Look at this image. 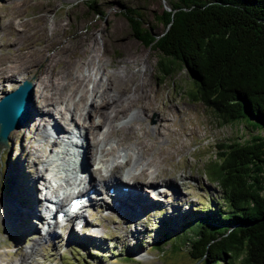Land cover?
Returning a JSON list of instances; mask_svg holds the SVG:
<instances>
[{
    "label": "rangeland",
    "instance_id": "rangeland-1",
    "mask_svg": "<svg viewBox=\"0 0 264 264\" xmlns=\"http://www.w3.org/2000/svg\"><path fill=\"white\" fill-rule=\"evenodd\" d=\"M94 1L95 7L91 8L86 0H0L1 59H8L10 52L15 53L17 44L30 45L31 49L37 51L46 48L48 55H68V51H60L65 43L72 46L78 36L84 35L90 36L92 42L88 57L79 63L69 66L53 63L59 75L54 76L52 84L47 87L38 83L31 72L15 74L12 77L14 81L9 85L0 82V102L8 92L17 91L25 82H30L32 86L26 104V122L10 133L8 145L0 144V264H21L24 260L23 264H193L188 246L184 247V233L164 237L166 232L175 233L170 226L178 225L175 222L168 225L167 220L186 210L193 209L187 220H192L194 213L202 215L203 209L215 211L221 207L224 210L221 192L217 184L211 181L208 172L210 165L218 162L216 153L220 150L217 146L235 142L244 144L252 136L264 135V130L258 132L246 128L245 123L240 121L235 124L222 123L211 108L191 99L190 92L195 87L181 68L163 83L158 71L160 53L140 42L135 36L134 23L125 14L129 11L135 13L139 18L138 30L142 34L148 29L157 35L165 29L158 18L171 10L174 0ZM113 24H120L123 30L121 34L110 32ZM15 38H18L17 44L12 46ZM116 39L131 44L130 53L135 57L133 62H124L126 55L114 45ZM94 41L98 51L93 47ZM73 51L71 48L70 54ZM93 56L94 62L90 63ZM108 79H113V92L118 88L129 90L124 97H130L135 92L149 94L148 99L136 98L137 103L146 106L137 104L129 111V114L140 113L141 121L128 123V118L119 114L115 133L106 137L107 128H102L101 132L103 139L107 138V149H130L123 152L130 156V162L124 165L123 171L128 172L133 168L130 171L147 183L144 185L153 182L157 189L144 191L146 201L142 200V208L139 206L142 209L139 216L124 217L111 205L112 198H108L107 202L99 203L101 208L97 204L98 208L90 209L86 218L88 226L83 231L77 232V229L66 226L60 230L57 239L54 236L50 239V236L36 249L34 242L43 237V231L36 224L37 219L31 221L33 228L29 224V215L36 211V203L32 204L35 188L31 190L33 186L29 184H33L37 175L32 158L34 156L36 160V155L29 146L33 144L39 147L44 142L42 136L36 135L38 128L40 131L47 130L50 135L54 125L59 126L62 135L76 133V139L83 142L85 138L81 136L85 135L84 129L90 124L98 126L101 123L97 109L92 108L91 115L87 114L88 108L94 104L91 102L94 100L92 90L97 83L101 86L108 84ZM40 88L41 96L51 109L50 114L40 112L41 104L36 102L35 96ZM100 93H103V88ZM32 100L38 111L34 117L29 110ZM102 103L100 100L99 104ZM150 105L155 107L151 108ZM105 114L109 121L114 116L111 110H105ZM163 116L168 120L161 121L162 128L156 129ZM131 126L136 129L133 130ZM145 129L148 136L144 133ZM97 131L98 128L93 131L95 140ZM139 136L145 139L144 150L137 145ZM49 139H52L51 135L50 138L47 136ZM131 147L138 151V156ZM118 151L115 152V162L123 160L118 158L122 155ZM41 155L45 158L42 152ZM136 156V163L139 164L134 165ZM142 168V173L138 174ZM16 188L21 204L15 207L18 211L12 204ZM107 191L106 188L103 192L107 194ZM35 199L38 201V197ZM5 205L7 210L4 209ZM25 208H30V213L21 215V209ZM184 217L179 215L176 220ZM59 229L57 227L56 231Z\"/></svg>",
    "mask_w": 264,
    "mask_h": 264
},
{
    "label": "trees",
    "instance_id": "trees-1",
    "mask_svg": "<svg viewBox=\"0 0 264 264\" xmlns=\"http://www.w3.org/2000/svg\"><path fill=\"white\" fill-rule=\"evenodd\" d=\"M125 16L140 42L160 53L163 83L181 68L195 87L191 99L222 123L264 130V0H174L158 18L165 29L157 35L139 32L135 13ZM217 148L208 172L224 210L203 209L192 220L193 209L186 210L183 219L167 220L178 225L164 237L184 233L193 264H264V135Z\"/></svg>",
    "mask_w": 264,
    "mask_h": 264
},
{
    "label": "bare ground",
    "instance_id": "bare-ground-1",
    "mask_svg": "<svg viewBox=\"0 0 264 264\" xmlns=\"http://www.w3.org/2000/svg\"><path fill=\"white\" fill-rule=\"evenodd\" d=\"M51 4L53 5V3H51ZM14 28H16V27H14ZM122 31L123 30H122V27L120 26V24H113L112 27H110V32H112V34L113 33L119 34ZM45 33H47V32H45ZM89 38H90V36H86V35L78 36V40L72 46H70L69 44L66 45V43H65V45H62L60 47L61 53L68 51L69 52V54L67 53L68 55H63V54H58V53H54V54L51 53V55H48V54H46L48 52V49L45 48L44 50L42 49V50L37 51L35 49H31L30 45H19V44H17L18 38L17 39L15 38V40H13L11 44H12V46H15L17 44L16 46H17L18 50H16L15 53L10 52L8 59L7 58L6 59L0 58V82H2L4 85H6V84L9 85V84H12V82L14 81L12 77H14L15 74H18V73H20V74L26 73L27 74V73L31 72V74L36 76V78L38 79V83L47 87L49 84H52L54 76L59 75V72L56 71L55 68H53V66H52L53 63L64 64L65 66H69L72 64L79 63V61L84 60L88 57V52H90L88 48H91V43H92L89 40ZM95 42L96 41H94V43H93V47L95 48L96 51H98L97 47H95L96 46ZM114 45L116 47H118V49L124 51V53L126 55L124 62L131 63L134 61L135 57L132 53H130L131 44L129 42H123V41H121V39H118V40L116 39ZM71 48L74 50L72 54H70ZM76 49L78 51H76ZM95 56H93L92 59L89 61L90 63L94 62ZM127 63H126V65H128ZM29 69H31V70H29ZM112 81H113V79H108V84H105L102 86L97 83V85L94 86V88L92 90V97L94 98V100L91 99L92 100L91 102H92V104L94 102V104L93 105L91 104L92 105L91 107L89 106L90 108H88L87 114L90 116L91 112H93L92 108L97 109V115L98 114L100 115V116L98 115V117L100 118L101 123L98 126H96L95 124H92V125L90 124L91 125V126L89 125L90 127L87 126L88 128L84 129L85 135L81 136V134H79L81 137L86 139V140L84 139L83 142L81 141V143H80V145H81L80 150L83 151L82 152L83 153V160H82L83 162L81 163L82 164V171L78 170L77 172L68 173V170H64V172L66 174L63 175V177H61V178L64 179V183H65L66 187L69 186L71 183L78 185V186L74 187V188H78V189H80L81 185H83V186L86 185V188L83 190H84L85 195H87L89 198H88V200L87 199H85V200H86V202L88 201L87 204H90V202H91V205H92L91 207H93V205H97V203H99L100 200L102 201L103 198L104 199L112 198V204L111 205H113V207L116 211L117 210L121 211V214H123L124 217L126 216L127 218L128 217L134 218L136 216H139L142 212V209H139V208L140 207L142 208V200H145L143 195H147L144 191H146V190L153 191L154 189L156 190L157 188L154 186V184H156V183L149 181L150 182L149 185H144L147 183L139 180L140 177H137L135 172L134 173L131 172L133 170V168L130 169L131 171L129 170L128 172H124L123 167L126 163L128 164V162H130V156L128 154H124L123 152H125L126 150H130V149H128V148H126V150L123 148L116 149L117 151L119 150L118 152L122 153V155H120L118 158L119 159L122 158L123 160L122 161L117 160L115 162L114 159H116L115 158L116 157V155H115L116 150L114 151L115 148L113 150L107 149L105 140H107L106 137H109L108 135H110V134L113 135V133H115V129L117 126L116 121H117V119H120V117L118 118L119 114H121L122 116L125 115V117L128 118V120H127L128 123L132 122V120H140L141 121L142 116L140 113L134 112L133 114H129V111H130V109H132L137 104L139 106L142 105L140 103H137L136 98L148 99L149 94H145L143 92L142 93L140 92L137 94L135 92L133 95H130V97L126 96L127 97L126 98L124 96L129 92V90L127 88H122V90H120V88H118V90L114 89L115 91L113 92L114 83ZM102 88H103V93H100ZM121 91H122L121 94H119V95L116 94L117 92H121ZM41 94L43 95L42 89L40 88L38 94H36V96H35L37 98L36 102H39V104H41V107L39 106L41 109L40 112H45L47 114H50L51 109L48 108V104L46 102L47 100L43 96H41ZM28 100H29V98H28ZM51 100H53V99H51ZM100 100L103 101V103L101 105L99 104ZM26 104H27V101H26ZM34 104H35V101H34ZM31 105H32V108H31ZM34 106H33V100H32V103L29 106V110H30V113H32V116L35 114L36 115L38 114V111L35 110ZM142 106H146V105H142ZM149 107L152 108V107H155V105H150ZM23 108H24V112L23 113L19 112V115L17 118V119H19L22 117L21 125H23L27 120L26 119V105H24ZM105 110H111L112 113H114V116L110 121L108 120V116L105 114ZM17 119L10 118V120L13 121L14 124L18 121ZM103 119L108 124H106L103 121ZM84 120H85V118H84ZM167 120H168V117H166V116L165 117L163 116L162 120L160 117V122H158L156 129H159L160 126L163 124L161 121H167ZM140 121H138V122H140ZM55 124H57V122ZM21 125H19L18 128ZM111 127H112V130L110 131ZM96 128H98V131L96 133V135L98 134L97 135L98 137L96 138L97 140H95L94 134H93V131ZM102 128H107L105 139H103L104 136H102V132H101ZM131 128H132V126H131ZM161 128H162V126H161ZM57 129H59V131ZM132 129L135 130L136 127H135V129L134 128H132ZM36 132H37L36 135L42 136L44 138V142L42 144H40L39 147H35L37 145L32 146L33 144L31 146H29V149L31 151H33V154L35 153V155H36V160H35L34 156L32 158H34V164H35L34 169L36 170V174H37L36 177L34 178L35 180L33 181V184H32V182H31V184H29L30 186H33L32 188L30 187L31 190L33 188H35V191L33 192V200L34 201L32 202V204L34 205L36 203L35 210L36 211L38 210V212L35 211V214L29 215V218H30V219L28 218L29 222H30L29 224L31 225L32 228H33V225L31 224V221L33 222L34 221L33 219L40 220L41 223L43 221H45V218L40 216L41 215L40 214L41 213V205H42L40 203V201H41L42 196H39V195L40 194L42 195V190L39 188V186H36L35 184L45 182V184L48 187V190L53 189L55 192L56 190L53 188L50 180L48 179V177L46 175L47 174L46 171H49V164H50L49 162L50 161H52V162L57 161L56 157L58 159H62L63 155H65V153H66V155L69 154V150H66V149L63 150L61 148L63 138L65 136L62 135V132L60 131V128L58 125L53 126V133L58 134V135H56V137H53L52 133H50V135L52 136V139L51 140L49 139L50 141L47 140V136H49V138H50L49 132L47 130L46 131H44V130L40 131L38 128L36 130ZM144 133L148 136L146 129H145ZM145 138H147V137H145ZM113 141H115V140H113ZM120 141H122V139H120ZM38 142L40 143L39 139H38ZM42 145H46V146H44L42 149ZM118 145H119V143H118ZM137 145L141 147L140 148L141 150L142 149L144 150V148L146 146L145 145V139L139 136L138 141H137ZM58 147H60L62 150L56 152V150H57L56 148H58ZM76 147H78V146H76ZM49 149H50V151H49ZM132 149L136 152L134 147ZM41 152L43 153L45 158H43V156L41 155ZM136 153H137L136 155L138 156V151ZM141 153H142V151H141ZM58 154H61V155H58ZM137 156L135 158L133 157L134 158L133 160H135L134 165L139 164V163H136ZM141 158H143V157H141ZM72 159H73V157L70 160H68V162H71ZM43 162H44V164H43ZM131 163H132V161H131ZM141 164H144V163H140V165ZM147 165H149V163ZM36 168H38V171ZM142 171H143V168L140 169V172L138 174H141ZM79 172L82 173V174L80 173L82 176L78 178ZM75 173H76V175H75ZM88 176L90 178L89 180L87 179ZM87 185H88V187H87ZM151 185H153L154 187ZM146 186H147V188L145 189ZM36 187H38V191H36ZM62 188H64V187H62ZM106 188H107V190H109L110 188H113V190H112L113 193H111V194L107 193L106 195H104L103 191ZM90 190H92L94 192V194H93L94 196L90 197V195H89ZM160 192H163V191H160ZM68 193H69L68 191L65 192V194H68ZM59 195L60 194H58V196ZM14 197H15L14 201H12L13 207L15 208V207L21 206L20 201H19L20 199H19V194H18L17 188H16V191L14 193ZM36 197H38V201H36V199H35ZM67 201H69V200H67ZM69 202H71V201H69ZM129 203H130V206L128 207L127 204H129ZM60 205L64 206L63 203H60ZM68 206H69V204H68ZM6 207L7 206L5 205V207H4L5 210H7ZM22 208H24V205ZM16 211H18V210L16 209ZM30 211H31L30 208H25V209H21L20 213H21V215L25 214V213L29 214ZM17 215L19 216V213ZM17 215L15 214V216H17ZM85 216H83V218ZM172 216L175 217L174 214ZM16 225H18V224L16 223ZM48 236L49 237L51 236L50 239L52 238V236H54V238L56 237V239H57V236H59V231L57 232L56 227H53V229H51V231L48 233ZM60 238L61 237H59L58 240ZM44 241H46L45 235H43V237L40 238L39 240H35L33 247L37 249V247H39L41 245V242H44ZM35 251L36 250H33L32 252H35ZM33 257L34 256H32L30 259H32ZM24 262H25V260L21 264H23ZM8 264H10V263H8ZM16 264H19V263L16 262Z\"/></svg>",
    "mask_w": 264,
    "mask_h": 264
},
{
    "label": "water",
    "instance_id": "water-1",
    "mask_svg": "<svg viewBox=\"0 0 264 264\" xmlns=\"http://www.w3.org/2000/svg\"><path fill=\"white\" fill-rule=\"evenodd\" d=\"M32 86L30 82H25L17 91L7 93V96L0 102V144L8 145L10 133L21 125V118H18L19 112H24V105L30 96ZM17 107V108H16ZM10 118L18 121L14 124Z\"/></svg>",
    "mask_w": 264,
    "mask_h": 264
}]
</instances>
